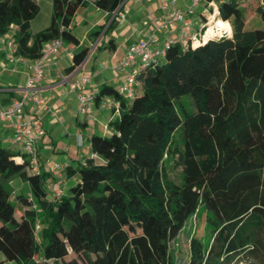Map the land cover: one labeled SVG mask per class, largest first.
I'll list each match as a JSON object with an SVG mask.
<instances>
[{"label":"trees","instance_id":"16d2710c","mask_svg":"<svg viewBox=\"0 0 264 264\" xmlns=\"http://www.w3.org/2000/svg\"><path fill=\"white\" fill-rule=\"evenodd\" d=\"M52 1L50 24L32 32L39 2L0 0V34L14 35L18 54L38 58L57 37L79 44L70 24L88 0ZM256 1L260 25L253 27L246 26L242 0L219 1L230 35L196 46L169 43L139 71L141 86L130 101L110 85L98 91L96 98L119 99V114L109 134L91 136L97 158L66 166L70 184L60 197L51 198L49 171L29 169L25 152L0 145V262L264 264V0ZM93 2L112 13L122 0ZM87 54L88 47L73 51L68 71ZM178 130L183 148L172 145ZM174 153L185 176L195 178L189 186L164 180V162ZM15 175L32 194L20 195L19 218L8 185ZM200 208L211 241L191 236L179 261L171 241Z\"/></svg>","mask_w":264,"mask_h":264},{"label":"crops","instance_id":"0c3cea01","mask_svg":"<svg viewBox=\"0 0 264 264\" xmlns=\"http://www.w3.org/2000/svg\"><path fill=\"white\" fill-rule=\"evenodd\" d=\"M40 12L30 21V30L36 32L45 29L53 16L52 0H37ZM190 0H122L119 7L109 13L99 8L93 0H88L75 12L70 27L79 37V44L64 42L69 53L60 50L50 56L44 76L40 82V93L44 97L46 107L39 109L41 123L45 134L38 140L40 170L49 171L54 163L76 167L80 161L92 154L91 136L94 133L109 134L111 121L116 117L112 109L102 107L101 101L113 98V95L102 93L95 99L93 110L89 116L78 112L77 89L70 88L67 80L68 67L72 65L73 51L88 47V54L80 70V74L90 77L89 89L101 91L105 86L118 88L124 79L125 70L116 68L117 62L123 57L130 44L141 38L145 31H150L155 18L176 8H185ZM167 4V7L164 5ZM203 6L197 8L196 19H199ZM100 32L97 33V30ZM13 30V29H12ZM164 37V34H160ZM31 59L10 60L7 48L0 45V108L7 106L23 94V87L32 69ZM77 77L72 74L70 79ZM32 107L30 101L25 109ZM13 134L11 124L0 119V145L14 149L10 143ZM82 136L79 144L78 136ZM16 151H20L15 147ZM17 159H21L20 156ZM77 164V165H78ZM50 172V171H49ZM19 176V175H18ZM77 179V174L73 175ZM52 183V185H50ZM70 179L60 178L50 172L47 187H61L68 191ZM14 203L25 208L20 195H31L30 185L19 176L18 182L12 186ZM39 222V221H38ZM1 258V257H0ZM37 259V258H36ZM2 263V262H1ZM2 264H16L5 261ZM25 264V263H24ZM32 264V263H29Z\"/></svg>","mask_w":264,"mask_h":264},{"label":"built area","instance_id":"2783aa9c","mask_svg":"<svg viewBox=\"0 0 264 264\" xmlns=\"http://www.w3.org/2000/svg\"><path fill=\"white\" fill-rule=\"evenodd\" d=\"M174 1L172 0V2ZM219 1L204 0V3L201 4L202 0H190L185 8H176L155 18L152 29L145 31L141 38L130 44L116 64V68L125 70L124 79L117 88L119 93L124 98H132L141 86V81L138 78L139 71L156 58L163 56L169 43L177 42L182 46H196L214 37L230 35V24L220 14ZM201 5L203 6V15L196 19L197 8ZM164 6L167 7V4ZM160 34H164V37H161ZM64 42L62 37H57L43 45L41 55L30 61L29 67L32 72L26 79L22 96L0 108V119L8 121L13 130L10 143L29 156V169L35 171H40L38 140L46 132L38 113L39 109L46 107L39 86L50 56L60 50L69 53ZM0 45L7 48L10 60L24 59L23 55L17 53V43L12 33L0 34ZM83 64L84 62L76 65L70 72L64 74L63 78L68 81L70 88L78 90V112L89 116L98 91L89 89L90 77L88 75L80 74ZM73 73L77 77L71 80L70 77ZM30 101L32 107L26 110L25 107ZM101 106L112 109L115 115L119 114L120 102L118 98L107 97L101 101ZM78 141L79 144H82L81 135L78 136ZM91 157L97 158L98 156L92 152ZM84 159L81 161L85 162ZM64 169L65 167L60 163H54L48 168L51 173L60 178L65 177ZM52 190V199L58 198L64 193L61 187ZM33 207L36 208L37 204L34 203ZM36 261L39 262V259ZM0 264L2 263L0 262Z\"/></svg>","mask_w":264,"mask_h":264},{"label":"rangeland","instance_id":"374dc122","mask_svg":"<svg viewBox=\"0 0 264 264\" xmlns=\"http://www.w3.org/2000/svg\"><path fill=\"white\" fill-rule=\"evenodd\" d=\"M204 3V0H202L201 4ZM242 5L245 7V14H246V26L253 27L260 25V18L258 15V12L256 10L257 7V1L256 0H242ZM128 101H130L129 98H126ZM181 133L180 131H176L174 136V141L172 145H179L181 148ZM17 147V146H15ZM14 147V149H15ZM77 162H75V165L77 166ZM164 180L167 182H173L175 184H178L182 187L189 186L193 183L195 178H188L185 176L184 169L182 165L178 163L177 155L174 153L173 156H169L166 158L164 162ZM19 180V176L15 175L8 181L9 186H14ZM12 200L13 195H12ZM22 212V206L18 203L16 205V212L15 216L19 218V215ZM41 215H39V219L36 223V230L40 231L41 223L38 222L41 219ZM191 236H197L203 240L204 243H209L211 241L212 237V227L207 222L206 219V211L200 208L199 212L197 214L192 215L187 220V223L185 225V228L179 233V235L171 241V251L173 255L179 260V261H185L188 255L189 251V241ZM41 235L39 234L38 239L40 240ZM39 258L41 257L40 254H38ZM230 264H249V260H241V261H232Z\"/></svg>","mask_w":264,"mask_h":264}]
</instances>
